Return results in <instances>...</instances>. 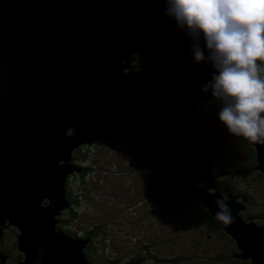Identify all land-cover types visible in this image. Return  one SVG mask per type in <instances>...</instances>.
I'll list each match as a JSON object with an SVG mask.
<instances>
[{
  "label": "water",
  "instance_id": "1",
  "mask_svg": "<svg viewBox=\"0 0 264 264\" xmlns=\"http://www.w3.org/2000/svg\"><path fill=\"white\" fill-rule=\"evenodd\" d=\"M200 46L207 57L203 35ZM128 55L141 71L127 63L121 72ZM214 73L210 62L195 61L165 0H0V234L10 223L20 231L23 256L13 264H89L80 249L89 235L69 236L52 216L66 205L67 174L80 170L72 150L95 137L140 151L142 167L199 195L216 215L223 197L209 170L155 122L214 98L204 90ZM249 143L264 173V144ZM225 200L235 221L222 228L235 256L264 264V225L237 213L243 196Z\"/></svg>",
  "mask_w": 264,
  "mask_h": 264
},
{
  "label": "rangeland",
  "instance_id": "2",
  "mask_svg": "<svg viewBox=\"0 0 264 264\" xmlns=\"http://www.w3.org/2000/svg\"><path fill=\"white\" fill-rule=\"evenodd\" d=\"M129 56L131 55L127 57ZM125 58L121 57V72L128 69L124 66L125 64L128 63L129 67H132L134 61L138 60L132 56L128 60ZM132 69L138 70L137 66ZM128 71H131L130 68ZM119 73L116 72V74ZM212 99L214 102H210ZM206 100L209 101L206 102ZM215 100H217L215 97H205L200 100L204 102L203 105L205 104L203 107L201 105L200 109L207 112V118L205 121H198L193 117L189 125L184 127L183 140L187 149L196 152L193 148L198 149L203 146L213 155L211 166L200 161V165L209 170L213 186L215 184L213 180L221 176H224V180L232 185L243 184L237 178L231 179L234 172L230 174L228 169L238 163H245L248 166L252 164L249 160V150L244 144V139L231 134L226 125L219 120L218 112L221 106ZM65 131L68 132V130ZM96 138L100 137L93 139ZM246 141L249 142L247 139ZM123 146L119 144L114 149L99 144L91 146V173L87 177L86 184L76 188L81 203L75 214L76 222L71 224L73 230L81 233L90 228L89 226L97 228L100 230L102 242L96 239L95 246L106 245L121 255L133 253L139 240L146 242V238L151 236L150 238H153L150 242L152 252L158 256L179 255L181 256L179 264H227L219 256L226 251L222 244L223 240L215 236L208 237L207 233L205 234L200 210L187 205L182 197L180 199L175 194L159 193L154 198L150 174L152 171L133 169L137 162L136 154L142 153L131 147H128L130 149L128 150ZM153 149L147 148V152H157V148ZM141 156L143 159V154ZM73 164L78 166L77 162ZM256 165L257 161L255 168L260 170ZM73 172L77 171L72 170L71 173ZM244 185L251 189L257 202L264 201V184L253 179H245ZM214 188L222 197L224 193H227V198L229 194L234 195L232 192L218 190L215 186ZM244 208H246L245 205H243ZM252 218H247V221L251 220L257 225H264V221L255 216ZM58 220L55 212L52 223ZM8 225L18 229L15 224L10 223L6 226ZM6 232L3 237L0 234L1 245L9 254V257L3 256V261L6 264H12V257L17 251L11 245L13 233L8 229ZM85 245L83 244L80 249H83ZM89 264H100V262L93 258Z\"/></svg>",
  "mask_w": 264,
  "mask_h": 264
},
{
  "label": "clouds",
  "instance_id": "3",
  "mask_svg": "<svg viewBox=\"0 0 264 264\" xmlns=\"http://www.w3.org/2000/svg\"><path fill=\"white\" fill-rule=\"evenodd\" d=\"M165 3L166 14L191 38L195 61L210 62L215 69L204 90L211 88L221 102L219 120L231 134L264 144V0ZM215 204V219L225 226L234 223L226 200L217 199Z\"/></svg>",
  "mask_w": 264,
  "mask_h": 264
},
{
  "label": "trees",
  "instance_id": "4",
  "mask_svg": "<svg viewBox=\"0 0 264 264\" xmlns=\"http://www.w3.org/2000/svg\"><path fill=\"white\" fill-rule=\"evenodd\" d=\"M132 57L136 56L131 55ZM130 56V57H131ZM135 59V60H136ZM261 63L260 61L258 64ZM134 66L138 68V70H141L140 64L137 61H134ZM213 100V101H212ZM210 102H214V99H212ZM209 100H206V102ZM219 102V105L221 106V102L219 100H215ZM204 102L197 101L193 104H191L187 111L182 114H178L175 117L171 116H163L162 118L158 119V127L160 132L167 138H170L171 140L175 141L176 143L183 144L184 147L186 143L183 140L184 136V127L186 128L187 125H189L190 120H193V117L198 121H205L207 118V112L200 109V106L203 107ZM221 108V107H220ZM157 123V122H156ZM244 139L242 136H237ZM99 144L101 146L107 147L109 149H114L119 146L120 143L113 141L112 139L102 136L100 138H96L90 141H87L81 145H78V147H75L71 152V161L77 162L78 166L80 167V170L77 172L69 173L67 174L64 185H63V195L66 200V206L58 210V213H56L57 217L59 218L58 222L54 223V227H59L64 233L68 234L69 236L74 237H80L84 238L88 235L90 236L89 241L82 249L83 254L87 261L91 262L93 261V258L96 260H99L100 264H112V262L116 264H164L170 263L172 264H179L181 262V256L175 255V256H158L154 254L151 247V241L153 238H146V242L138 241L137 247L135 248V251L131 254H118L115 251H112L109 247H106V245H103L104 247H101L99 245L95 246L96 239L100 242H102L100 230L93 226H89L90 228H87L81 233H76L71 224L76 222L75 214L80 206V198L78 197L76 188H80L86 184V180L88 175L91 173V163H90V155L92 152L91 146ZM244 144H246V148L249 150V160H251L252 164L246 165L245 163H238L235 165H232L228 171L231 173L234 172L233 177L231 179H239L243 184H234L226 182L225 177L221 176L219 178H215L213 180L215 183L214 186L221 191H227L232 192L234 195L239 194L243 196L246 200V208L238 210L237 213L241 214L243 217L247 218L248 216L252 218V216L257 217L259 220H264V201H261L260 203L256 201L253 193H251V189L247 186H245V179H253L256 180L259 183L264 184V173L260 170H256L255 164H256V155H255V147L253 144L249 143L244 139ZM121 145V144H120ZM126 149L130 150L128 147L123 146ZM197 154V156L201 159V161L206 164L207 166L212 165V159L213 155L210 154L204 148L203 146L196 149L193 148ZM137 153V152H136ZM142 154L137 153L136 158L137 162H135V166L133 167L134 170L137 171H146L150 169L152 173L150 172L152 176L153 181V197L156 198V194L159 195H178V197L186 202L187 205H190L191 207L197 208L201 212V218H202V226L205 231V234L207 233L208 237H217L218 239L221 238L223 240L222 244L226 248V251L223 253H220L219 256L227 262V264H254L251 262L249 258H240L235 256V254L239 253V250L236 246L235 240L231 237L229 233H227L222 228V223L217 221L215 219V215L211 214L209 209L198 200V196H194L191 194H188L185 192V190L178 184L165 180L163 177L157 176L156 171L149 167H142L143 159ZM228 172V173H229ZM158 191V192H157ZM224 198L227 199L226 193L224 194ZM259 204V205H258ZM253 219V218H252ZM10 230V232L13 233V239H11V245L16 248V253L12 257L13 263L17 261L18 257H21L23 255V252L17 248V231H19L15 226L8 225L7 227H4L1 229V237H3L4 233H7L6 231ZM156 235V234H155ZM2 239L0 238V264H6L2 260V256L9 257V254L5 252L3 249L1 242ZM229 251V252H228ZM142 257V258H141ZM141 258L140 260H137L136 262H131L134 259ZM12 263V264H13Z\"/></svg>",
  "mask_w": 264,
  "mask_h": 264
},
{
  "label": "flooded vegetation",
  "instance_id": "5",
  "mask_svg": "<svg viewBox=\"0 0 264 264\" xmlns=\"http://www.w3.org/2000/svg\"><path fill=\"white\" fill-rule=\"evenodd\" d=\"M132 67H135V66H132ZM136 71H139V70H136ZM225 194V193H224ZM236 195V199H238V196H239V194L237 195V194H235ZM224 198V197H223ZM225 199V198H224ZM245 202H246V200H245ZM245 202L243 203V205H245L246 206V204H245ZM66 206V205H65ZM64 206V207H65ZM241 215V214H240ZM242 216V215H241ZM243 217V216H242ZM245 218V217H244ZM247 218H250L249 216L247 217ZM264 221V220H263ZM142 258V257H141ZM141 258H137V259H134V260H132L131 262L133 263V262H136L137 260H140ZM164 264H172V262H170V263H165L164 262Z\"/></svg>",
  "mask_w": 264,
  "mask_h": 264
},
{
  "label": "bare ground",
  "instance_id": "6",
  "mask_svg": "<svg viewBox=\"0 0 264 264\" xmlns=\"http://www.w3.org/2000/svg\"><path fill=\"white\" fill-rule=\"evenodd\" d=\"M162 117H163V115H161V116H159V117H158V116L155 117V122H157V125H158V119H160V118H162ZM180 145H182V144H180ZM182 146H183V145H182ZM63 192H64V190H63Z\"/></svg>",
  "mask_w": 264,
  "mask_h": 264
}]
</instances>
